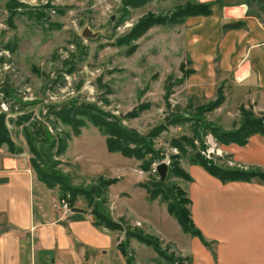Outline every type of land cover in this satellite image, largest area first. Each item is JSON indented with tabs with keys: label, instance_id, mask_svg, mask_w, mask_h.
I'll return each instance as SVG.
<instances>
[{
	"label": "rangeland",
	"instance_id": "obj_1",
	"mask_svg": "<svg viewBox=\"0 0 264 264\" xmlns=\"http://www.w3.org/2000/svg\"><path fill=\"white\" fill-rule=\"evenodd\" d=\"M123 1L0 0V59H2V62L0 61V114H5L6 121L16 119L23 114L31 115L35 120L42 121L56 139L54 140L56 149L46 155L51 157V162H59L56 165L57 169L66 174L71 183L74 182L79 186L83 184L82 179L71 162L76 154L80 156L75 160L76 166L84 168L88 173L110 171L109 163L112 160L107 155L112 154L107 152L105 143L101 141L103 136L90 123H87L85 126L92 127L96 131L98 139L92 138L90 134L79 139H71L68 142L69 148L67 147L66 154L55 155L63 131H69V128L56 124V127L52 129L48 122L43 121L42 114L47 111V106L58 107L70 100L77 99L79 103H94L101 111L122 119L139 104L149 103L150 106L141 111L138 117L121 120L122 126L135 129L141 134H147L154 126L163 122L162 120L169 114V110L176 111L175 113L182 116L194 117L196 108L208 101L209 93L207 91L211 87L209 82L202 85L205 86L203 87L205 92L198 94L197 97L191 95H195L192 92L196 91L193 89L200 80L191 85L194 86L191 90L185 85L189 82L178 84V79L182 77L179 66L188 61L179 23L167 21L165 24L154 25L134 42L129 41L127 45L117 43L119 39L127 37L134 25L147 14L169 17L171 13H175L177 9L186 4H195L200 0H148L139 8L126 7ZM206 1L209 0L201 2ZM244 1L240 0L239 3L243 4ZM9 3L13 4V11L16 12L13 17H10ZM245 5L248 7L255 5L259 9L262 7L254 2L245 3ZM39 16L42 18L40 19ZM85 28H88L95 37L92 39L82 38V31ZM220 35L221 33H218V36ZM132 45L137 46L135 52L126 53ZM221 47L223 49L224 44L220 45V49ZM217 49H219V43ZM215 55L216 61L213 67L218 69L222 62V53L217 52ZM212 62L213 60L208 62L209 70H211ZM186 67L190 69V63H187ZM170 79L174 86L169 96L171 107L167 109L163 96L165 83ZM199 79H201L200 84L203 83L202 81H207L205 77ZM225 89L227 101L221 107L222 109L206 113L204 117L208 122H215L223 128L231 129L239 124L241 101H232L229 87ZM233 98L235 97L233 96ZM254 105L256 104H248L250 107ZM40 111H42L41 114H39ZM254 112L263 115L264 109L260 112L256 108ZM206 121L202 119L199 122L193 118L182 125L167 127L166 131L153 141L155 151L164 157L158 163L170 161V155H177L178 150L171 147V140L182 136L193 138L197 149L199 146L201 147V144H204L205 149H201L200 153L205 157L209 156H206L207 151H213L214 158L217 157L218 145L211 133L201 124ZM7 128L16 147L23 146V148L21 147L22 153H25L23 155L12 153L11 155L14 158L29 159L31 154L22 136L21 128L9 122H7ZM36 147L41 149L38 143H36ZM185 148L187 153L180 157V163L187 166L192 151L187 146ZM115 155L124 159L125 164L131 165L132 169L136 168L137 174L141 175L143 184L147 183L150 177H154L152 170L150 173L139 171L140 162L135 159L125 158L119 154ZM156 164L152 166L153 169ZM221 164L231 167L227 162ZM127 167L122 168V165L118 167L119 174L124 177L119 182V187L130 195V198L118 200L116 209L121 212L125 208V214L131 219H135L137 216L144 217V214L148 215L146 208L148 204L142 196L133 191L132 179L129 177L130 172ZM168 184L187 189L190 186L186 181L175 177H170ZM117 192H119L118 188L113 190L110 196ZM81 196L76 199L80 198L81 201L77 206L91 210L89 206L91 201ZM96 199L95 197L93 203L98 206L99 202ZM156 200L162 204L159 206L160 211V207L162 208L166 204L159 198ZM106 211L104 209L105 213ZM151 213L158 214L153 208ZM94 221H96L95 218ZM122 229H127V226L124 225ZM139 232L156 240L167 252H165L167 255L183 260L182 264H188V260L185 261V258L179 255L180 253L174 251L176 248L172 243L160 241L154 227L149 228L144 225ZM116 235L120 237L121 231L114 233V238ZM117 240L119 239L117 238ZM122 241L126 243L125 234ZM166 244L169 245L166 246ZM132 245L135 244L132 243ZM140 246V248L137 246L133 248L143 257L144 262L174 264L160 258L152 246L142 244ZM125 248L127 250V243ZM186 257L188 256L186 255ZM120 261H122L121 254L111 252L107 264H120ZM135 262L136 260L131 258L130 263L136 264Z\"/></svg>",
	"mask_w": 264,
	"mask_h": 264
},
{
	"label": "crops",
	"instance_id": "obj_2",
	"mask_svg": "<svg viewBox=\"0 0 264 264\" xmlns=\"http://www.w3.org/2000/svg\"><path fill=\"white\" fill-rule=\"evenodd\" d=\"M238 21L244 23L243 28L223 29L224 25ZM179 25L182 43L193 71L184 78L183 84L189 82L185 85L191 90L194 87L191 85L200 80L193 89L196 91H190L195 94L191 96L203 94L205 86L202 85L209 82L208 101L214 99L220 85L225 101V88L229 87L232 101L240 100V106L252 108L253 112L258 108L262 112L264 10L245 4L224 8L213 6L210 16L188 17ZM218 33L221 35L218 36ZM221 44H224L223 49H220ZM217 52L222 53V62L215 69L213 65ZM210 60H213L211 70L207 68ZM201 77L207 81L200 84ZM223 104L216 110H221ZM248 104L256 105L250 107ZM87 134L98 139L92 127L84 126L81 134L70 136L68 142ZM101 141L105 143V138H101ZM218 150L215 160L219 164L230 161L235 168L264 171V133L253 135L243 147L218 145ZM110 154L107 155L112 160L109 163L110 171L96 173H88L76 166L75 160L80 158L76 154L71 162L83 184L70 183L76 187L90 188L96 186L100 178L117 179L116 183L108 186L102 198L96 199L99 203L105 199L100 209L103 212L106 209V214L113 221L123 227L126 225L132 232H139L144 225L154 227L160 241L172 243L176 248L174 251L188 259L189 264H264V184L259 180L223 184L199 166L181 164L192 182H186L190 185L189 189L179 187L190 200L189 210L195 227L207 242L212 243V253L198 238L181 230L176 220L168 214L166 206L160 207L159 211L162 204L157 200H147L146 190L140 186L143 180L136 168L132 169L131 165L125 164L124 159ZM119 165L122 168L128 166L133 191L146 200L148 215L131 219L125 214V208L121 212L116 209L118 200L130 198L119 187V182L124 179L118 172ZM116 188L119 192L110 196ZM59 198L57 188L49 189L38 181L29 159L14 158L5 146H0V264H107L111 252L121 254L120 264H131V258L136 260V264H149L133 248L146 244L130 238L127 240L128 253L125 256L118 246L119 235L114 238V233L119 231L95 225L91 206V210L78 207L77 204L81 202L78 198L72 214L65 216L54 208ZM152 208L158 214L151 213Z\"/></svg>",
	"mask_w": 264,
	"mask_h": 264
},
{
	"label": "trees",
	"instance_id": "obj_3",
	"mask_svg": "<svg viewBox=\"0 0 264 264\" xmlns=\"http://www.w3.org/2000/svg\"><path fill=\"white\" fill-rule=\"evenodd\" d=\"M147 1L148 0H124L123 3L126 7L139 8L146 4ZM239 1L240 0H213L208 2H198L195 4H186L182 8L177 9L175 13H171L169 17H158L153 14H147L134 25L127 37L119 39V42L117 43L119 45H127L129 41L134 42L139 39L154 25L165 24L167 21L181 24L182 21L188 17L210 16L212 14L213 6L223 8L242 4V2L239 3ZM244 2L247 4L254 2L257 5H261V10H264V0H245ZM12 3L17 6L16 3ZM13 4H8L10 17H13L16 13L13 11ZM39 18L41 19L42 17L39 16ZM243 27L244 23L238 21L224 25L223 29L230 30ZM136 48V45H132L126 53L132 54L135 52ZM0 61L2 62V59H0ZM187 63H189V60L185 63H181L179 66L182 77L178 79V84L182 83L185 77L190 76L193 73L192 69H187ZM173 86L174 83H172L171 79L168 80L164 86L163 100L167 109L171 107L169 96L172 93ZM224 101L223 87L219 85L214 99L197 107L194 117L182 116L175 113L176 111L169 110V114L165 116L162 120L163 122L154 126L147 134H141L135 129L129 130L127 127L121 125V120L123 118L131 119L138 117L141 111H144L150 106L149 103L139 104L120 119L101 111L94 103H79L78 100L75 99L58 107L47 106V111L42 114V120L48 122L52 129L56 127V124L69 128V131H63L64 137H61L55 155L62 156L66 151L68 146L67 142L70 136H79L81 134V128L87 123H90L105 138L106 149L109 153L119 154L122 157L129 159H135L140 162V171L150 173L151 170L153 171L152 166L159 161H162L164 158L153 148V141L156 137L166 131L167 127L182 125L193 118H196L199 122L202 119L206 121L204 115L215 111ZM41 113L42 111L39 112V114ZM239 114V124L231 130H225L221 126L208 121L202 122L201 124L211 133L217 145H236L243 147L247 144L250 137L264 133V114L257 116L253 113L251 108H245L244 106L239 107ZM7 122L21 128L22 136L31 154V157L29 158L30 166L36 174L38 181L43 183L49 189L57 188L60 197L65 196L67 193L70 194V205L72 208L77 197L82 195V197L91 201L89 206L93 207L91 212L96 219V221H94L95 225L111 231H124L122 229L123 226L120 223L113 221L108 214L103 212L102 208L100 209V206L105 203V199H101L98 206L96 203H93L94 198H102L108 186L116 183L117 179L100 178L96 186L88 189L73 186L70 183L68 176L57 169L56 165L59 164V162H51V157L49 158L48 155H46L48 152H52L53 149H56V143L54 142L56 139L48 131L46 125H44L42 121H37L31 117V115L27 114L16 117V119H8L7 121L5 114H0V146H5L8 153H22L23 149L21 147H16L15 142L12 140L11 133L7 128ZM193 141V138L187 136L172 139L171 147L176 148L178 153L177 155L169 156L170 161L168 164L166 181L164 183L160 182L157 174L154 172V177H150L147 183L140 184V186L146 190L147 199L149 201H154L159 198L166 204L168 214L176 220L184 233L198 238L204 246L214 253L212 243L205 240L191 219L189 210L190 200L188 199L187 194L178 186L168 184L170 177L180 178L186 182H192V178L181 167L180 163V157H183L187 153L185 147H189L192 151L189 158V164L201 167L209 175L223 184L229 182H250L254 179H257L264 184V171L259 169L245 171L238 168L227 167L224 164H219L216 162L214 156L209 159L200 153L201 149H205L204 144H201V147L199 146V149H197ZM36 143L41 146L40 150L36 147ZM130 238H136L141 243L152 246L160 258L162 257L171 263L182 264L183 262V260L172 258V256L167 255V252L161 248V245L156 240L149 238L140 232H132L129 229H125L126 243ZM126 243L122 241L118 244L125 256H127V250L125 248ZM186 260L188 259L185 258V261Z\"/></svg>",
	"mask_w": 264,
	"mask_h": 264
},
{
	"label": "built area",
	"instance_id": "obj_4",
	"mask_svg": "<svg viewBox=\"0 0 264 264\" xmlns=\"http://www.w3.org/2000/svg\"><path fill=\"white\" fill-rule=\"evenodd\" d=\"M211 153L213 154V151H207L206 156L210 155ZM218 154H219V152H218ZM166 163L169 164V161H167ZM227 163L229 166H231V168H233L234 165L232 162H227ZM236 168H238V167H236ZM238 169H240V168H238ZM242 170H245V169H242ZM153 172H154V169H153ZM70 199H71V196H70V194L67 193L65 196L59 198V200L54 204V208L59 209L62 212V214L65 216L71 215L73 209L70 205ZM137 226H138V224H137ZM122 232H123V235H122ZM122 232H121V236L119 237L118 243H120L121 240H123V238H124L125 231H122Z\"/></svg>",
	"mask_w": 264,
	"mask_h": 264
},
{
	"label": "water",
	"instance_id": "obj_5",
	"mask_svg": "<svg viewBox=\"0 0 264 264\" xmlns=\"http://www.w3.org/2000/svg\"><path fill=\"white\" fill-rule=\"evenodd\" d=\"M94 37L95 35L92 34V32L88 28H85L82 31V38L92 39ZM129 130H131V128H129ZM209 157L212 158V153L209 155ZM154 172L157 174L159 181L164 183L168 174V164L165 162H160L156 164L154 167Z\"/></svg>",
	"mask_w": 264,
	"mask_h": 264
}]
</instances>
